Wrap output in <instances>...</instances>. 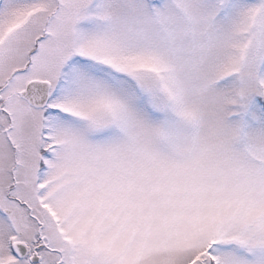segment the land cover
Returning <instances> with one entry per match:
<instances>
[{"label":"snow or ice","instance_id":"6c2138e0","mask_svg":"<svg viewBox=\"0 0 264 264\" xmlns=\"http://www.w3.org/2000/svg\"><path fill=\"white\" fill-rule=\"evenodd\" d=\"M0 264H264V0H0Z\"/></svg>","mask_w":264,"mask_h":264}]
</instances>
